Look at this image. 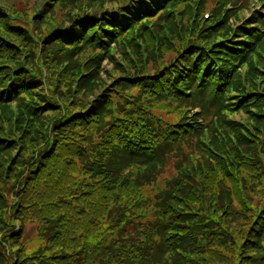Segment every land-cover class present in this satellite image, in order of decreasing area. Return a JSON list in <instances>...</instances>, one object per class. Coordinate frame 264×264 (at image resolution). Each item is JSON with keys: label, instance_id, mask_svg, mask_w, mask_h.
Returning a JSON list of instances; mask_svg holds the SVG:
<instances>
[{"label": "trees", "instance_id": "1", "mask_svg": "<svg viewBox=\"0 0 264 264\" xmlns=\"http://www.w3.org/2000/svg\"><path fill=\"white\" fill-rule=\"evenodd\" d=\"M62 1L58 0L56 6ZM53 7L42 4L28 17L14 14L16 8L8 0H0V121L7 118L9 123L0 126V264H211L212 253L225 259L213 250L229 251L231 264L240 252H246V263L264 264V216L252 229L264 214V202L261 198L257 203L246 200L244 193L249 187H243L245 179L237 174L235 159L241 155L232 138L226 137L230 144L225 150L226 160L215 159L216 167L232 181L233 188H227V193L220 180L212 181V169L201 184L184 173L150 195L145 188L157 180L155 170L164 165V159L161 145L153 146L149 140L155 125L146 120L147 128L143 130L140 123L138 114H147L140 92H130V96H121L123 102H116L107 95L108 90H103L80 111L72 90L80 59L96 45L109 50L107 44L115 37L113 28L123 22L118 24L120 18L103 11L85 10L73 13L67 26L56 25L45 32L43 24L49 21L44 18L54 11ZM260 36L256 40L264 48ZM244 37L241 43L259 54V47L251 40L254 32L248 31ZM223 49L237 59L236 48L224 43ZM196 53L188 58L191 71H186L176 86H190V92L198 90L196 101L218 110L225 103L226 88L240 83L239 74L235 76L230 65L212 62L207 66L205 55L194 62ZM92 63L87 77L80 76L79 93L84 97L102 83L99 63ZM45 69L58 76L55 86ZM172 71L173 78L168 74L148 82L142 80L141 84L157 88L161 94L165 80L171 94L178 95L172 81L179 71ZM62 73L70 78L69 82L62 80ZM129 104L132 109L127 108ZM112 110L121 115L97 128ZM228 125L259 165L256 169L262 190L258 192L262 196L264 161L259 151L264 148V130L249 127L246 138L240 127L232 122ZM68 129L76 130L75 137ZM189 132L190 128L186 134ZM255 137L259 139L253 143ZM247 142L255 147L246 146ZM215 145L222 149L220 143ZM75 161L90 164L84 166L80 179L70 173ZM197 197L200 204L204 201L211 209L210 216L200 214L205 210H200V204L188 202ZM225 203L229 211L225 216L224 211L218 215L215 209ZM149 204L155 208L152 219H147ZM31 219L38 221L41 243L34 249L23 242L24 223ZM204 224L210 225L206 232L201 231ZM207 250L209 257L200 254Z\"/></svg>", "mask_w": 264, "mask_h": 264}, {"label": "rangeland", "instance_id": "2", "mask_svg": "<svg viewBox=\"0 0 264 264\" xmlns=\"http://www.w3.org/2000/svg\"><path fill=\"white\" fill-rule=\"evenodd\" d=\"M8 2L16 8L13 10L14 14L28 17H32L42 4L48 7L54 6V11L48 12L44 18L49 21V24H43L45 32L56 25L67 26L73 13L85 10H97L98 13L103 11L108 16L120 18L118 24L123 22L120 27L113 28L115 37L111 39L109 45L107 44L109 50L100 49L99 45H96L89 49L84 59H80V69L76 71L72 90L78 97L77 110L80 111L90 106L103 90H108L107 95L116 102H123L121 96H130V92H140L144 101V112L147 113L138 114L140 123L143 130L147 128L146 120L155 125L151 127L153 136L149 140L153 146L161 145L164 159V165L155 170V174H159L157 180L145 188L150 195L163 190L174 177L179 180L184 173L201 184L205 175L208 176L212 169L215 171L214 176L211 177L212 181L220 180L221 186L226 187L227 193V188H233L232 181L227 173H222L216 167L215 159L226 160L225 150H229L230 147L226 137L230 136L234 147L241 155V158H236L235 162L239 170L238 176L245 179V185L242 186L249 187V191L244 193L246 200L257 203L261 198L264 202V193L261 196L258 192L259 189L262 190L261 180H258L260 172L256 169L259 165L251 158V150L247 149L249 147L239 143L238 135L228 125L232 122L240 127L241 134L246 138H249L246 133L250 130L249 127L254 130L258 128L264 130V122L261 121L264 120V48L261 47L260 40H256L259 34L264 40V0H64L57 6L58 0H8ZM121 6L126 7L120 8ZM100 16L106 17V15ZM35 21V18L31 19L32 24H35ZM248 31H253L255 34L254 39L251 40L256 47H259V54H253L252 47L241 43ZM215 41L219 42L209 48ZM222 42L236 48L237 59L229 57V52L223 49ZM195 53L197 55L193 59L194 62L199 58L204 59L203 55H205L208 60L207 66L212 62L230 65L233 74L237 77L239 74L240 83H234L232 87L226 88L225 103L218 110L209 108L203 102L199 104V101H196L198 90L190 92V86L184 89L176 86L179 84V78L185 75L186 71H191L192 65H189L188 58ZM94 56L95 59H90ZM95 60L99 63L102 83L98 88L91 89L84 97L79 93L80 76L87 77L85 74L92 71V62ZM174 68L179 71V76L172 81L174 84L172 88L179 93L178 95L171 94V89L165 80L161 85V94L157 88L142 86V80L148 82L150 78L158 79L168 74L173 78ZM44 72L45 75L50 76V83L55 86L59 80L58 76L51 75L47 69ZM61 75L62 80L70 81L66 74ZM45 91H48L46 86ZM104 105L107 106L105 102ZM127 108L132 109L133 106L129 104ZM13 110H16V107ZM114 110L111 111L112 115H106V120L97 128L104 127L121 115ZM8 124L7 118L1 119L0 126ZM8 128L10 129V126ZM189 128L191 132L186 134ZM75 131L68 129L73 137ZM255 138L253 143L259 139ZM217 143L221 144L222 149L216 147ZM247 143L246 146H254L252 143ZM259 155L264 161V148L259 151ZM75 162L76 165L70 173L73 178L80 179L85 172L84 166L89 167L90 164L83 161ZM228 173L239 181L233 171ZM194 188L196 187L193 186ZM217 191L220 192V189L218 188ZM196 194L200 195V192ZM188 202L199 205L200 199L197 197V200L190 199ZM232 203L237 206L235 200ZM223 205L225 207L218 206L215 209L218 215L224 211L225 216L229 211L226 210L227 204ZM203 208L205 210L200 211V214L210 216L212 211L204 201L200 204V210ZM146 212L147 219L155 217V208L152 204L148 205ZM263 213L264 211L261 214ZM263 216L264 214L257 219L252 229L256 224L258 225ZM24 227L26 235L23 242L30 249L39 246L41 243L38 240V221L27 220ZM207 227L210 225H201V231L206 232ZM132 231L136 234L134 229ZM209 250L200 254L209 257ZM213 252L222 253L225 259L217 258L212 253V259L209 260L211 264H231L229 259H233V256L229 251L213 250ZM245 253L240 252L236 255L232 264H248L247 258L243 257Z\"/></svg>", "mask_w": 264, "mask_h": 264}]
</instances>
